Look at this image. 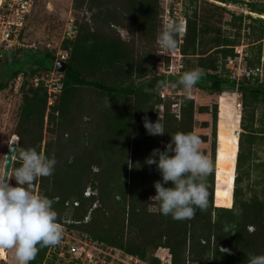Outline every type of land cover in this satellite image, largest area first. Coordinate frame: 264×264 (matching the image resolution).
I'll return each mask as SVG.
<instances>
[{"label":"trees","instance_id":"trees-1","mask_svg":"<svg viewBox=\"0 0 264 264\" xmlns=\"http://www.w3.org/2000/svg\"><path fill=\"white\" fill-rule=\"evenodd\" d=\"M158 3L159 0H74L73 11L83 8L88 17L85 15L79 24L74 22L76 36L60 44V50L68 53V59L59 62L64 65L62 70L56 68L57 51L29 52L27 56L24 50L20 58L18 54L7 58L0 68V89L8 87L20 73L25 77L20 90L23 97L18 126L21 131L16 133L18 151L35 148L56 159L52 175L37 177L31 187L53 200L58 221L68 232L77 233L80 240L121 251L147 264H161L155 257L160 248L169 251L170 264H248L250 253L264 254V80L258 72L264 22L253 19L257 27L247 26L251 30L246 37L250 49L244 64L251 74L236 81L226 63L237 57L234 47L240 46L244 17L231 15L226 25L235 33L230 36L212 21L214 16L221 18L222 13H227L225 9L211 7L199 14L194 7L191 14L185 13L181 45L184 71L167 79L146 81L151 69L143 63L148 56L136 59L131 44L115 28L139 40L155 39ZM249 9L264 16V7L254 4ZM25 56L37 67L26 70ZM53 68L62 75V89L48 107L47 90L42 85L33 87L29 81ZM194 69L202 75L193 89L210 96L232 92L239 97L242 114L233 128L231 121L224 123L230 117L225 114L229 109H222L218 103L198 106L182 97L177 119L171 102L157 97L156 90L166 81L186 93L178 81L184 72ZM140 79L143 80L138 82ZM196 115L210 116L211 124L198 122ZM85 117L89 119L86 128L71 132L74 122ZM145 117L150 122L159 120L165 135L155 138L147 134ZM45 120L55 125L57 138L56 142H47L41 152ZM196 127L211 129L212 171L205 179L208 207L197 208L190 220L177 221L171 215L160 214L158 201H149L156 195L154 183L161 180V175L155 165L149 166L145 160L154 149L163 151L174 134L194 133ZM197 136L202 144L208 142L207 135ZM217 137L220 148L228 151L227 156L217 151ZM25 139L30 141L26 148ZM19 166L16 158L12 181L13 170ZM245 180L249 182L248 195L241 186ZM170 186V182L165 185ZM86 189L96 194L86 198ZM74 202H78L77 207ZM94 204L98 206L93 208ZM225 226L230 230L224 231ZM50 247H41L30 264H42ZM221 248L229 251L223 253Z\"/></svg>","mask_w":264,"mask_h":264},{"label":"clouds","instance_id":"clouds-1","mask_svg":"<svg viewBox=\"0 0 264 264\" xmlns=\"http://www.w3.org/2000/svg\"><path fill=\"white\" fill-rule=\"evenodd\" d=\"M178 31V26L170 20L158 37L160 47L174 50ZM201 75L199 69L186 71L178 85L191 91ZM160 86L167 87L163 83ZM143 126L149 135H165L164 125L159 120L150 122L145 117ZM201 143L194 133L178 132L164 145L163 151L154 149L146 158L145 163L155 165L161 175V180L154 183L156 195L152 198L159 202L160 214L171 215L177 221L190 220L197 208L208 207L205 179L212 171V164L200 151ZM12 155L20 166L13 170L14 184L7 175L0 177V249H14L17 264H30L41 247L56 246L62 240L64 228L58 221L53 200L31 189L37 177L52 175L57 161L35 148L13 150ZM169 182L171 186L165 187ZM229 230L230 227L225 226L224 231ZM248 264H264V254L250 253Z\"/></svg>","mask_w":264,"mask_h":264},{"label":"rangeland","instance_id":"rangeland-1","mask_svg":"<svg viewBox=\"0 0 264 264\" xmlns=\"http://www.w3.org/2000/svg\"><path fill=\"white\" fill-rule=\"evenodd\" d=\"M74 0H37L36 5L34 9L32 10L24 31V36L23 38L28 42L29 45H34L33 48L25 50L27 53L26 55L29 56V52H50V51H57L60 49V44L62 43V39L64 36V33L66 30L70 29L71 27L70 22L75 21L77 24H79L82 20V18L86 15H88L84 12V9L82 8L81 10L75 12L72 9V4ZM161 4L165 5H171L174 10L179 13L178 11L181 10V15L186 16L185 13L188 15L191 14V9L194 7H197L199 14L202 12L204 9H209L211 7H218L220 9H225L227 13H222V17L219 18L218 16H214L212 21L215 27H219L222 32L229 34L230 36L235 33V30L232 29L230 26L226 25L227 22L231 21V15H242L244 17V20L241 24L240 28V46L244 47V52L248 51L249 48V40L246 38L249 33H251V30L247 28V26L254 25L257 27V24L252 23L251 21L253 19H261L264 22V16L251 12L249 9V5H259L260 7H264V1H259V0H226L225 3H221L219 1L215 0H195V4H190V0H168L164 2L163 0H159L158 3V14L156 17V37L158 35L159 27H160V21H161ZM219 11H217V14ZM239 23L237 22L236 25ZM115 31L120 35V37L127 43L131 44V47L134 50V57L137 59H141L144 54L148 56V61L143 63L144 67H151L152 62H153V56L155 53V39H152L150 41H145V40H139L136 38V36H130L127 34L125 30H122L120 28H115ZM261 45V75H262V80H264V36L263 39L260 42ZM22 52L18 53V57L20 58L22 56ZM25 62L24 68L28 70L29 68H35L37 67L36 65L30 64L29 58L25 56L23 59ZM64 65L59 63L56 65V68L59 67L60 70L62 69ZM0 71V76L1 72ZM143 79L138 80V82L142 81ZM1 81V79H0ZM145 81V80H144ZM147 81V80H146ZM187 94L191 93L193 96V101L195 102L196 105L198 106H208L211 107L213 104L218 103L219 105H230L231 102H228L229 100L235 101L237 104V109L240 114H242V107H241V101L239 97L237 96L236 93L232 92H226L223 95H208L206 93H200L196 89H192L191 91H185ZM91 93V92H90ZM89 94V93H88ZM22 97L23 94L22 92L19 93H14L13 91H8L7 92V87L2 91L1 99H0V177H2L3 174V167H4V161H5V156L6 152L8 150V147L11 143V138L13 135H18L16 134L19 130L21 129L18 127L20 123V108L22 104ZM227 98V99H226ZM218 107V105H217ZM224 109H229L227 107H223ZM222 108V109H223ZM233 112L231 109H229L226 113ZM197 121L198 122H208L209 125L211 124V118L210 116L206 115H196ZM229 119V120H228ZM233 117H228L224 123H228V121H233ZM241 120V119H240ZM89 119L86 117L83 119L77 120L74 122V127L71 128V132H77L81 131L82 129L86 128V122H88ZM91 121V120H90ZM83 122V123H82ZM218 123V121H217ZM233 128V123L231 124ZM77 126V127H75ZM50 129L52 131H50ZM219 132V129H217V133ZM242 132V130H239V134ZM79 134V133H78ZM194 134L196 135H207L208 136V142L204 144H200V151H205L206 152V157L210 161V152H211V145H210V135H211V129H200L199 127H196L194 130ZM228 135V134H227ZM42 143H41V152L43 151L45 144L49 141L51 142H56L57 138V130L55 128V125L52 124H47L46 120L44 121L43 125V131H42ZM77 137L76 135L73 137V141ZM157 138L158 136H154ZM19 139V137H18ZM19 140H18V148H19ZM29 139L24 140V147L29 146ZM216 147L217 151L219 153L225 154L228 152L227 150H224L223 148H220L219 142H218V137H217V142H216ZM17 148V151H18ZM227 156V155H226ZM16 159V158H15ZM215 168H217L216 162H215ZM95 170V169H94ZM11 180V178H10ZM12 181V180H11ZM12 183H15V180L12 181ZM243 193H246V195L249 194L250 187H249V182L248 181H243L241 183ZM31 189L37 193V188L36 187H31ZM88 189L85 190V192ZM92 192V191H91ZM94 195L96 192H94ZM154 196L149 197V201H156L152 200ZM227 201V198L225 199V203ZM98 206V205H97ZM69 209L68 207H66ZM153 208V207H151ZM89 220V217L87 221ZM63 231V239L64 241L70 242V244H77L80 246L81 242H88L84 239L80 240L77 233L74 232H68L65 227ZM95 244H91L88 248L89 251L92 252L95 256L101 254V251L99 248H96L98 250L94 251L95 249ZM106 257H110L111 261L109 264H123L121 262L120 255H118L117 252H113L112 254L109 253L108 251H104ZM163 255V251L157 250L155 253V257H161ZM119 258V259H118ZM120 261V262H119ZM0 264H17V261L15 259V253L14 249L10 250H5V249H0ZM138 264H147L145 262L139 261Z\"/></svg>","mask_w":264,"mask_h":264},{"label":"built area","instance_id":"built-area-1","mask_svg":"<svg viewBox=\"0 0 264 264\" xmlns=\"http://www.w3.org/2000/svg\"><path fill=\"white\" fill-rule=\"evenodd\" d=\"M164 2L168 0H163ZM37 0H0V68L9 56L17 55L19 52L31 49L34 45H29L28 42L23 38L27 20L36 5ZM177 13L171 5L161 4V21L159 27V33L155 40V53L153 56V62L150 67L151 71L145 77V80L155 78H169L181 74L184 71V56L181 53V45L183 36L186 30V17L181 15V10ZM173 21L178 26L179 31L177 33V47L174 50H165L159 45V35L163 30L164 26L169 22ZM75 21H71L70 29L66 30L63 36L65 39H73L76 36ZM234 51L237 57L234 59H228L226 63V69L228 70L231 78L238 81L241 77H249L251 72L246 69L244 64V52L243 46L234 47ZM57 62H64L68 59V53L60 49L55 54ZM261 74V69L258 70ZM24 75L18 74L17 77L9 83L7 87L8 91L19 93L23 82ZM62 75L53 68L49 72L41 73L34 76L29 82L33 87L43 86L47 90L48 103L47 106L51 107L54 103L55 98L60 94ZM167 87H158L156 90L157 97L162 101L169 100L171 102V111L177 119L180 118V107L182 97L194 100L191 93H183L180 90L175 89L169 82H164ZM6 89V88H5ZM0 89V99L2 91ZM160 114L163 113V106L159 107ZM94 195L91 190H87L84 193L86 198ZM68 206V203L66 204ZM74 207L78 206V202H74ZM97 205L94 204L93 208ZM88 218L85 219L87 221ZM78 243V242H77ZM70 244V242L64 241L62 238L61 242L56 246H51L44 262L42 264H109L111 259L106 257L104 251L109 253L117 252L120 255V260L123 264H138L139 260L132 256L126 255L121 251L113 250L112 248H101L97 244L92 242H81V245ZM95 244L93 247L96 251L99 248L101 254L98 253L95 256L89 251V246ZM163 255L157 257L161 264H170L171 255L167 249H161ZM119 259V258H118ZM120 262V261H119Z\"/></svg>","mask_w":264,"mask_h":264},{"label":"water","instance_id":"water-1","mask_svg":"<svg viewBox=\"0 0 264 264\" xmlns=\"http://www.w3.org/2000/svg\"><path fill=\"white\" fill-rule=\"evenodd\" d=\"M64 68V66L62 67V69ZM61 69V70H62ZM16 136V135H15ZM18 137L16 136V140L15 141H11L8 150L6 152V156H5V161H4V167H3V174L2 177L4 175H7L8 179L10 180V175H11V169H12V164L15 161V156L12 155L13 150H15L17 152V148H18Z\"/></svg>","mask_w":264,"mask_h":264},{"label":"bare ground","instance_id":"bare-ground-1","mask_svg":"<svg viewBox=\"0 0 264 264\" xmlns=\"http://www.w3.org/2000/svg\"><path fill=\"white\" fill-rule=\"evenodd\" d=\"M226 99H227V98H226ZM219 106L222 107V108L228 106V108L231 109V110L233 111V112L225 113V114L228 115V116L233 117L234 120L231 121V123L235 124V121H236V119H237V117H238V115H239V112H238V109H237V104H236V102H235V101H232L230 105H219ZM220 114H222V113H220ZM15 140H16V136L13 135L12 138H11V141H15Z\"/></svg>","mask_w":264,"mask_h":264},{"label":"crops","instance_id":"crops-1","mask_svg":"<svg viewBox=\"0 0 264 264\" xmlns=\"http://www.w3.org/2000/svg\"><path fill=\"white\" fill-rule=\"evenodd\" d=\"M207 116V115H206ZM198 117H196V120H197ZM202 144V143H201Z\"/></svg>","mask_w":264,"mask_h":264}]
</instances>
